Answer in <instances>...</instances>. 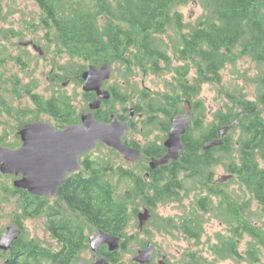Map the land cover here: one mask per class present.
<instances>
[{"label": "trees", "instance_id": "obj_1", "mask_svg": "<svg viewBox=\"0 0 264 264\" xmlns=\"http://www.w3.org/2000/svg\"><path fill=\"white\" fill-rule=\"evenodd\" d=\"M33 1L41 13L40 22L48 40L63 54L83 63L75 72L74 80L82 83L81 72L89 65L110 63L124 68L125 88L137 93L132 108L134 114L141 115L140 135L146 136L158 128L166 133L170 117L174 112H180L184 101L191 103V110L199 113L198 133L197 117L192 113L191 124L182 136L183 149L177 163L184 164L179 170L186 171L183 180H189L187 183L195 182L198 169V185L207 191L205 198L198 197V212L192 210L182 216L177 229L188 238L198 239L202 232V216L211 208L214 217L228 231L225 235H216L215 243L209 246L211 260L198 258L193 264H216V261L225 259L235 263L264 264V75L257 82L255 102L237 92H224L228 104L223 105L226 112H218L217 124H204L202 103L198 100L197 110L193 102L194 94L199 93V85L205 81L219 82L220 71L227 64L248 56L264 65V0ZM190 2L199 3L206 13L195 25L184 26L178 9ZM168 31L177 37L175 60L185 66L171 67L168 49L161 39ZM2 50L0 46L1 107L9 111L3 101L6 97L26 95L34 108L29 119H24L27 114L21 110L16 113L19 127L38 120L39 114L51 118L56 129L79 122L80 113L68 95L56 92L45 98L34 92L31 84L23 83L18 75L5 76L6 58L2 57L7 54ZM10 57L13 58L11 54ZM169 69L174 76L164 83L165 91L160 93H152L147 87L138 89L131 80L135 71L157 74ZM68 70L69 67L64 68L63 73ZM192 71L194 74L190 77ZM120 86L118 82L108 87L111 98L104 103L105 107L94 112L97 120L108 122L113 113L120 119L124 114L128 116L129 112L125 111H128L126 102L129 97L125 93L130 91L123 93L119 91ZM84 95L86 105L81 112L87 109V102L91 99L89 93ZM116 105L121 110L119 115ZM234 122L219 147L202 150L204 142L217 137L218 127ZM231 133H237L234 143L229 141ZM15 137L10 143L5 134L0 135V145L17 147L19 140L16 134ZM128 145L139 147L133 141ZM100 148H106L107 155L93 158L85 155L79 171L68 176L53 198L36 197L16 189L12 184L13 176L0 174V235L4 230V209L13 206L18 212L11 217L14 224L21 227L28 218L43 217L48 233L52 237L59 236L58 264L76 262L87 248L85 233L94 229L122 238L120 248L123 249L127 230L136 220L140 207L152 213L154 207L168 203L173 195L170 194L171 186L178 180L170 184L173 181L170 173L166 176L167 172H153L149 176L151 180L147 181L139 174L143 169L136 172L130 167L142 163L117 164L119 156L115 151L102 144L95 149ZM161 152L162 145L154 143L144 148L147 157L159 156ZM223 160L227 161L229 175L239 181L250 199L242 200L237 192L232 194L222 190L221 184L214 181L211 169L216 162ZM163 179L171 181L160 184ZM178 182L179 187L184 188V183ZM55 224L61 229L57 233ZM246 239L242 250L239 244ZM144 245L145 242L139 247ZM117 255L119 252L104 254L113 264H118ZM54 258L51 246L33 239L24 240L22 229L21 236L10 248L8 264H54Z\"/></svg>", "mask_w": 264, "mask_h": 264}, {"label": "rangeland", "instance_id": "obj_2", "mask_svg": "<svg viewBox=\"0 0 264 264\" xmlns=\"http://www.w3.org/2000/svg\"><path fill=\"white\" fill-rule=\"evenodd\" d=\"M178 10L182 15L184 26L195 25L197 20L202 18L206 13L201 5L196 2L180 6ZM40 19L41 13L33 0H0V46L3 49V54H7L6 57H2L6 58L4 60V74L5 76L18 75L23 83L31 84L34 92H38L45 98L49 97L52 93L63 92L71 98L74 107L81 113L86 105V97L84 95L86 93L82 90V83L74 79L75 72L83 66V63L63 54L57 49L55 44L48 40L49 37H46L45 29L42 27ZM161 39L168 49L167 53L170 55L171 67L185 66L183 62L175 60L174 47L178 46L176 43L177 37L171 31H168ZM30 42L40 47L42 54L37 53L31 45H24V43ZM10 54L13 58L10 57ZM66 67H69L70 70L63 73V69ZM123 73L124 68L122 66L118 64L112 65L111 77L104 83L103 87L108 88L119 82L121 85L119 91L123 93L126 90L130 91V93H125L129 97V100L126 102L127 110H129L137 98V93L125 88L126 84L123 79ZM193 74L194 71L191 72L190 77ZM219 75V82H202L199 85V93L193 96L194 103L195 100H200L202 103V108L205 111L203 119L206 125L217 124L216 118L218 112H226L225 108L223 109V105L228 104V97L225 95V91H229L230 93L237 92L239 95H244L245 99L253 102L256 101L257 82L264 75V65L254 62L248 56H243L233 64H227L220 71ZM64 76L65 78L60 81ZM134 76L131 80L138 89L147 87L152 93H160L165 91L164 83L170 81L174 73L171 69L157 74H144L140 71H135ZM65 81H68V83L66 86H63L62 84ZM3 101L10 110L8 111L0 105V135L5 134L8 137V142L12 143L16 139L15 134L17 136V131L22 126L19 127L18 125L16 113L21 110L27 114L24 119H29L32 117H29V115L34 112V108L26 95L14 96L13 98L8 96ZM185 105L187 104L181 105L180 112H183ZM115 108L116 111L120 109L118 105ZM125 112L128 113V111ZM191 112L195 113L194 115L199 114L196 111L191 110ZM38 116V120L48 121L54 126V121L47 115L39 114ZM134 119L133 128L128 130L124 136L129 142L133 141L141 148H145L151 143L163 145L168 131L164 133L158 128L151 130L146 136L140 135L138 133L140 118L136 116ZM236 134L231 133L230 143L235 142ZM18 140L20 145L19 137ZM106 152V148H100L92 150L88 155L89 158H93L98 155L105 156L107 155ZM118 156L119 158L116 159L117 164L126 162L120 155ZM226 165L227 161L224 160L216 162L213 165L211 172L214 181L221 184L222 190H226L232 194L237 192L242 200L250 199L249 193L246 189L242 188L239 181L232 178V176L227 178L229 172L226 170ZM130 167L135 169L136 172H140L143 169L140 173H143L145 169L144 164H140L137 167L132 165ZM194 184L195 182L193 181L187 183L189 187H193ZM201 196L205 198L206 189L198 185V197L200 198ZM143 209V207H140L139 212ZM4 210L2 224L5 230L6 226L13 223L11 222V217L17 211H14L13 206H7ZM192 210L198 212V202L194 197V192L189 191L186 198L182 197L180 200L169 201L168 203L159 204L157 207H154L153 212L150 213L149 220L144 224L142 230H138L136 215V220L131 222L127 230L124 247L123 249H119V255L116 256L118 259L117 263L131 264L133 257L139 249V245L146 241L154 244L155 253L158 257L164 254L168 262L172 264L183 263L186 260V258L183 259L186 253H190L199 259L205 258L211 260L212 255L209 253V246L215 243L216 235L220 233L225 235L228 228L224 224H220L218 219L214 217L211 208H208L207 212L202 216L203 225L200 236L198 239H190L177 229V224L182 216L189 214ZM44 221L43 217L28 218L23 221L21 229L24 231V240L33 239L42 245L54 247L55 241L46 230ZM261 223L263 224V219ZM247 241L248 239L239 244L242 250L245 249V242ZM79 258L90 262L92 253L89 248H85ZM0 264H2V261H0ZM216 264L249 263H235L230 259H225V261H216Z\"/></svg>", "mask_w": 264, "mask_h": 264}, {"label": "water", "instance_id": "obj_3", "mask_svg": "<svg viewBox=\"0 0 264 264\" xmlns=\"http://www.w3.org/2000/svg\"><path fill=\"white\" fill-rule=\"evenodd\" d=\"M24 45H31L37 53L42 54L41 48L33 43ZM111 73L110 63L89 65L82 70V90L85 93L94 92L96 97L88 102L87 110L80 114V123L70 124L63 129H56L50 122L40 119L22 125L17 131L20 139L18 147L0 145V174L14 176L12 184L16 189H22L36 197L53 198L57 195L60 185L67 179V175L78 171L81 166L80 158L99 144L112 149L126 162L141 160L140 149L127 146L123 142V137L129 130L127 121L120 120L115 113L110 115L108 122H101L94 116V111L100 109L102 102L111 98L110 91L103 89ZM67 83L68 81H65L62 85L66 86ZM133 113L131 108L130 117ZM191 114V106L187 104L183 107V112H174L170 117L169 130L163 142L166 151L161 157L150 159V169L178 160L183 149L182 136L191 123ZM234 125L235 122L218 127L217 137L204 142L202 150L219 147ZM149 217L150 212L145 208L137 214L138 230L143 229ZM21 234L22 229L18 225L11 223L6 226L0 236V250L8 251ZM120 241L119 236L105 231L89 236V246L94 253L104 244L107 245L109 252H116L120 248ZM153 250V244L148 242L145 248L137 250L133 262L150 263L153 259ZM158 263L162 264L161 260ZM4 264H8V258L4 260ZM78 264L84 262L79 261ZM92 264L110 262L105 257L95 256Z\"/></svg>", "mask_w": 264, "mask_h": 264}, {"label": "flooded vegetation", "instance_id": "obj_4", "mask_svg": "<svg viewBox=\"0 0 264 264\" xmlns=\"http://www.w3.org/2000/svg\"><path fill=\"white\" fill-rule=\"evenodd\" d=\"M104 86V85H103ZM103 89H107V90H109L108 88H104L103 87ZM110 91V90H109ZM111 92V91H110ZM89 96L91 97V99H93V98H95L96 97V94L94 93V92H92V93H89ZM90 99V100H91ZM89 100V101H90ZM88 101V102H89ZM88 102H87V105H88ZM106 101H103L102 102V104H101V107H100V109H102L103 107H105L104 106V103H105ZM185 103H187L186 101H184L183 102V104H185ZM193 103V102H192ZM195 103H196V105H197V110H198V100H195ZM191 104V103H190ZM194 104V103H193ZM133 109V108H132ZM191 109H192V106H191ZM87 110V109H86ZM85 110V111H86ZM134 111V110H133ZM84 112V111H83ZM95 112V111H94ZM128 116L127 117H125V114H124V118L123 119H120V120H122V121H127L128 122V124H129V130H130V128L131 127H133V123L135 122V117L137 116V117H139V118H141V115H137V114H134L133 113V115H132V117H130V109L128 110ZM82 113V112H81ZM80 113V114H81ZM121 113V110L119 111V110H117V114L119 115ZM196 126H197V133H198V114L196 115ZM78 123H80V115H79V122ZM125 138V137H124ZM123 142L127 145V146H130V147H133V148H136V147H134V146H132V145H128V143H129V141L125 138V140H123ZM131 142V141H130ZM162 147H163V152H161L160 154H159V156H144V147L143 148H141V147H138V149H140V151L142 152V159L141 160H139V161H136V162H132V163H130V164H136V163H142V164H144V166H145V168L146 169H144V171H143V173H139L141 176H143V178L145 179V180H147V181H150L151 179H149V176H150V173H152V175H153V172H160V173H163V172H167L168 174L166 175V176H168V175H170L171 174V179H173V181L172 182H170V184H172L174 181H176V180H178V181H182L183 183H184V185H182V186H184V188H181V187H179V185H181V184H179V182L178 181H176L175 182V184L173 185V186H171V190H170V194H173L171 197V200L170 201H176V200H180L182 197H185L186 198V196H188V192L189 191H193L194 192V197H195V199L197 200V202H198V169H196V171H195V174L197 175V177H196V179H195V184L193 185V187H189L188 185H187V182L189 181H187V182H184V176L187 174L186 173V171H183V170H179L180 168H181V166H184V164L183 163H177L178 161H179V159L180 158H178V160L177 161H170L169 163H167L166 165H164V166H160V167H157L156 169H150L149 168V161H150V159L151 158H159V157H161L164 153H165V151H166V149L164 148V146L162 145ZM89 154V153H88ZM180 154H181V152H180ZM87 155V154H86ZM85 156V155H84ZM84 156H82L81 158H80V161H81V159L84 157ZM196 156H197V159H198V150H197V152H196ZM179 157H181V155H179ZM127 163H129V162H127ZM197 165H198V163H197ZM81 167V166H80ZM80 169V168H79ZM79 169H78V171H79ZM78 171H76V172H78ZM76 172H74V173H76ZM170 173V174H169ZM71 174H73V173H71ZM71 174H69V175H67V178H68V176H70ZM229 174V173H228ZM174 177V178H173ZM171 179L170 180H168L167 179V181H166V179H163L162 181H160V184H167L169 181H171ZM220 181V180H219ZM220 182H222V181H220ZM188 187H189V189H188ZM207 191V190H206ZM56 197V196H55ZM61 229L59 228V226L57 225V224H55V232L57 231V232H59ZM179 230V229H178ZM99 231H103V230H99V229H94L93 231H87L86 233H85V238H86V241H87V248H89V250H90V252L92 253V258H91V261L90 262H88V261H85V260H82V259H78L76 262H74L73 264H78V262L79 261H83L84 262V264H92V262H93V258L95 257V256H97V257H105L104 256V254L106 255V254H113V253H117V252H119V250L118 251H116V252H109L108 251V247H107V245H101L99 248H98V250L94 253V252H92L91 251V248H90V246H89V236L90 235H92V234H96V233H98ZM3 232H4V230H3ZM2 232V233H3ZM56 232V233H57ZM106 232V231H105ZM1 233V234H2ZM1 236V235H0ZM53 239H54V241H55V244H54V247H52V250H53V252H54V254H55V258H54V260H53V262H54V264H58V256H57V254H58V252H59V248H60V246H61V243H60V241H59V236L58 235H55L54 237H53ZM190 239H192V238H190ZM194 239H197V238H194ZM121 240H122V238H121ZM120 243H121V241H120ZM148 243V241H146L145 242V245L143 246V247H139V249L140 248H145L146 247V244ZM153 248H154V250H153V259H152V261L150 262V263H148V264H160V263H158L160 260H161V262H162V264H172V263H169L168 262V259H167V257L163 254V255H161L160 257H158L157 255H156V253H155V246H154V244H153ZM1 251V250H0ZM9 253H10V249L8 250V251H6V252H4V251H1V257H0V261H2V264H4V260L6 259V258H8V256H9ZM186 258V260L183 262V263H181V264H193V262H198V258L197 257H194L193 255H191L190 253L189 254H185V256L183 257V259H185ZM182 259V260H183ZM110 262V261H109ZM110 264H113V263H111L110 262Z\"/></svg>", "mask_w": 264, "mask_h": 264}]
</instances>
